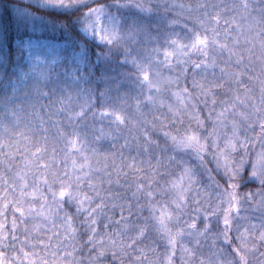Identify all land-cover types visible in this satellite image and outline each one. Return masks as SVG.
Instances as JSON below:
<instances>
[{
    "label": "snow or ice",
    "instance_id": "6c2138e0",
    "mask_svg": "<svg viewBox=\"0 0 264 264\" xmlns=\"http://www.w3.org/2000/svg\"><path fill=\"white\" fill-rule=\"evenodd\" d=\"M0 264H264V0H0Z\"/></svg>",
    "mask_w": 264,
    "mask_h": 264
},
{
    "label": "trees",
    "instance_id": "16d2710c",
    "mask_svg": "<svg viewBox=\"0 0 264 264\" xmlns=\"http://www.w3.org/2000/svg\"><path fill=\"white\" fill-rule=\"evenodd\" d=\"M105 147L107 148L108 146H107V145H105ZM126 155H127V153H126Z\"/></svg>",
    "mask_w": 264,
    "mask_h": 264
}]
</instances>
